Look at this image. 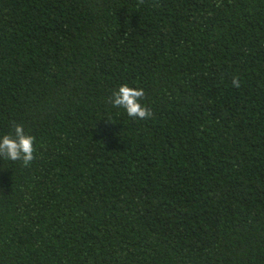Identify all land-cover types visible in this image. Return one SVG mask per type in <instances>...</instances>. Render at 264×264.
Instances as JSON below:
<instances>
[{"label":"trees","instance_id":"16d2710c","mask_svg":"<svg viewBox=\"0 0 264 264\" xmlns=\"http://www.w3.org/2000/svg\"><path fill=\"white\" fill-rule=\"evenodd\" d=\"M13 123L0 264H264V0H0Z\"/></svg>","mask_w":264,"mask_h":264},{"label":"clouds","instance_id":"9594fccd","mask_svg":"<svg viewBox=\"0 0 264 264\" xmlns=\"http://www.w3.org/2000/svg\"><path fill=\"white\" fill-rule=\"evenodd\" d=\"M143 3V0H140ZM233 86L239 88L238 78L233 79ZM145 98L142 88L137 89L127 84L119 87L109 98V103L114 108L123 109L126 114L133 119L145 120L152 117L153 113L149 108L142 105ZM35 137L25 133L23 125L13 123V132L10 135L0 137V160L22 162L23 166H29L34 160Z\"/></svg>","mask_w":264,"mask_h":264}]
</instances>
